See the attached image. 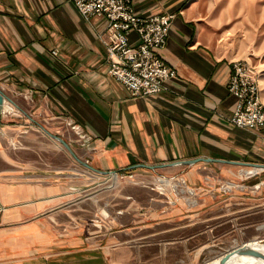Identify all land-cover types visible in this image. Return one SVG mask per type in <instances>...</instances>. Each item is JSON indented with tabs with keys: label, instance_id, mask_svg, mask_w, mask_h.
<instances>
[{
	"label": "crops",
	"instance_id": "obj_1",
	"mask_svg": "<svg viewBox=\"0 0 264 264\" xmlns=\"http://www.w3.org/2000/svg\"><path fill=\"white\" fill-rule=\"evenodd\" d=\"M131 3L138 15H173L157 55L176 76L157 95L131 97L106 73L104 18H83L69 0H0V226L53 212L69 188L78 192L107 176L182 179L203 203L234 198L222 187L233 178L250 180L242 187L248 193L260 189L264 126L252 130L230 123L234 61L213 49L194 0ZM128 38L136 44L134 32ZM23 134L28 148L20 147ZM70 158L81 170L69 167ZM251 168L257 170L247 173ZM92 176L98 181L85 183ZM87 236L54 252L61 245L40 229L3 234L0 259L3 264H55L58 257L59 264H106L101 244L110 235Z\"/></svg>",
	"mask_w": 264,
	"mask_h": 264
},
{
	"label": "rangeland",
	"instance_id": "obj_2",
	"mask_svg": "<svg viewBox=\"0 0 264 264\" xmlns=\"http://www.w3.org/2000/svg\"><path fill=\"white\" fill-rule=\"evenodd\" d=\"M194 2L211 31L216 53L255 67L264 104V0ZM21 136L20 147L28 148L29 141L24 138L27 134ZM12 141L8 144L10 148ZM40 146L43 145L37 144ZM23 155L22 160L27 161L28 153ZM69 167L81 170L71 158ZM116 177V182L114 176H107L78 192L69 188V193L56 199L61 200L59 209L34 220L9 222L0 226V235L32 234L40 229L53 237L54 245H61H55L54 252H61L66 241L72 243L76 238L88 237L89 232L107 233L109 239L101 244L106 253L102 256L108 258L106 264H203L251 239L264 243V179L256 183L260 189L250 193L242 190L243 183L250 180L225 181L222 186L225 193H233L234 198L203 203L191 189L192 194H188L160 186V179L172 183L183 182L182 179L155 175ZM91 181L98 180L93 176L85 178V183ZM131 207L138 210L131 211ZM5 239L6 236L2 241ZM58 260L60 257L55 264H59Z\"/></svg>",
	"mask_w": 264,
	"mask_h": 264
},
{
	"label": "built area",
	"instance_id": "obj_3",
	"mask_svg": "<svg viewBox=\"0 0 264 264\" xmlns=\"http://www.w3.org/2000/svg\"><path fill=\"white\" fill-rule=\"evenodd\" d=\"M85 19L102 17L106 28L101 40L106 48V73L122 85L131 97L161 93L176 71L157 55L167 41L173 15L142 16L134 12L132 0H69ZM134 32L137 42H129ZM52 56L57 50L51 51ZM228 92L234 98L230 123L237 128L258 130L264 126V104L258 72L250 64L233 62Z\"/></svg>",
	"mask_w": 264,
	"mask_h": 264
},
{
	"label": "bare ground",
	"instance_id": "obj_4",
	"mask_svg": "<svg viewBox=\"0 0 264 264\" xmlns=\"http://www.w3.org/2000/svg\"><path fill=\"white\" fill-rule=\"evenodd\" d=\"M256 170L257 169H255V168H251V169L247 170V173L254 172ZM116 179H117V177L114 176V178H113L114 182H116ZM160 182H161L160 186H162V187L163 186L164 187L169 186V187H171L172 190L179 189L178 190L179 192L185 191L188 194H192L190 189L185 187V185H184V183L182 181H179L177 183H172L169 180L160 179ZM160 189H162V188H160ZM227 189H229V188H227ZM244 243H247V245L250 246V247H255L261 253H264V243L263 242H261V241H259L257 239H251V240H249L247 242H244ZM236 246H239V245H236ZM236 246H234V247H236ZM224 253H221L218 256H221ZM218 256H216L215 258H213V259H211L209 261L204 262V264H215L217 262L216 258H218ZM225 264H264V259L261 256L254 255V254H240V255H236L235 254L232 257H230L229 260Z\"/></svg>",
	"mask_w": 264,
	"mask_h": 264
},
{
	"label": "water",
	"instance_id": "obj_5",
	"mask_svg": "<svg viewBox=\"0 0 264 264\" xmlns=\"http://www.w3.org/2000/svg\"><path fill=\"white\" fill-rule=\"evenodd\" d=\"M3 95L0 94V114H1V109H2V103H3ZM56 139L62 143V145L71 152L69 146L63 142L60 138L56 137ZM240 255V254H254V255H259L264 259V253H261L260 251H258L255 247H250L247 245V243H242L239 246H236L234 248H231L230 250H226V252L224 254H222L221 256H218L217 262L215 264H225L230 257H232L233 255ZM204 264V263H203Z\"/></svg>",
	"mask_w": 264,
	"mask_h": 264
}]
</instances>
